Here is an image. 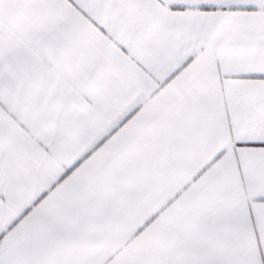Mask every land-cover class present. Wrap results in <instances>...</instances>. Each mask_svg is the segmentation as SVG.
Instances as JSON below:
<instances>
[{
    "label": "snow or ice",
    "instance_id": "snow-or-ice-1",
    "mask_svg": "<svg viewBox=\"0 0 264 264\" xmlns=\"http://www.w3.org/2000/svg\"><path fill=\"white\" fill-rule=\"evenodd\" d=\"M0 264H264V0H0Z\"/></svg>",
    "mask_w": 264,
    "mask_h": 264
}]
</instances>
